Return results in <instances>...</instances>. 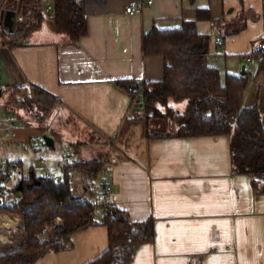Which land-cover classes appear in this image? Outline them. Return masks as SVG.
I'll return each instance as SVG.
<instances>
[{
  "label": "crops",
  "instance_id": "crops-1",
  "mask_svg": "<svg viewBox=\"0 0 264 264\" xmlns=\"http://www.w3.org/2000/svg\"><path fill=\"white\" fill-rule=\"evenodd\" d=\"M19 1L0 4L17 11ZM41 1L45 11L54 6V0ZM80 1L88 34L77 43L46 21L13 48L1 38L2 109V97L12 87L36 84L59 101L47 130L21 128L8 113L0 135L10 131L5 140L25 145L50 131L52 172L66 158L75 164L102 162L115 207L127 211L135 224L154 221V242L137 245L131 264H264V192L253 187L250 176L236 172L230 137L178 138L177 127L168 123L163 130L161 122L147 117L140 88L131 93L119 85L122 80L162 81L167 62L145 58L144 35L194 21L199 34L212 37L208 61L223 80L226 74L251 75L244 104L258 106L264 120V75L255 77L256 52L261 47L264 52V0ZM132 2L143 5L131 16L126 8ZM46 13L50 17L55 11ZM232 22H245L246 28L223 38L224 26ZM180 104L170 103L183 113L187 106ZM71 240L68 249L34 264H84L109 247L108 231L101 225Z\"/></svg>",
  "mask_w": 264,
  "mask_h": 264
},
{
  "label": "trees",
  "instance_id": "trees-1",
  "mask_svg": "<svg viewBox=\"0 0 264 264\" xmlns=\"http://www.w3.org/2000/svg\"><path fill=\"white\" fill-rule=\"evenodd\" d=\"M54 11L48 17L41 0H20L17 11L0 5V30L5 45L13 48L16 40L41 29L47 19L57 33L65 34L73 43L88 34L80 0H54ZM19 16L24 21L17 23ZM245 28V22L225 25L223 38ZM211 43L212 37L199 34L194 21L175 29H151L143 37L142 51L145 58L165 59L163 80L149 84L122 80L119 85L128 89L135 86L134 91L140 88L147 117L175 121L178 138L229 136L236 172L250 176L253 187L264 192V120L258 106L247 108L244 104L251 75L226 74L223 80L219 69L208 61ZM255 58L259 61L255 77H259L264 75L262 49ZM9 91L11 100L4 110L23 111L27 125H48L59 101L57 96L36 84L12 87ZM171 102H186V111L176 112ZM74 167L93 180L103 165L95 159ZM9 177L4 174L1 186ZM20 177L10 189L12 193L19 192L16 204H5L0 195V213L21 217V227L15 232L17 245L12 251H0V264H34L48 253L68 249L72 235L97 225L106 227L109 247L97 259L84 264H131L135 247L155 240L154 221L135 224L127 211L115 205L114 214H108L103 221L96 220L95 206L72 194L68 173L64 182L36 176L33 170L28 176L21 172ZM58 218L61 223L55 225ZM54 225L49 240H40L39 236L47 234Z\"/></svg>",
  "mask_w": 264,
  "mask_h": 264
},
{
  "label": "built area",
  "instance_id": "built-area-1",
  "mask_svg": "<svg viewBox=\"0 0 264 264\" xmlns=\"http://www.w3.org/2000/svg\"><path fill=\"white\" fill-rule=\"evenodd\" d=\"M142 3L132 2L127 9V13L131 16L138 13L142 8ZM47 12L54 11V6L49 5L46 9ZM24 21L23 16H19L17 22ZM26 44H30L31 41L26 39ZM262 47L257 51H261ZM134 87H130L128 90L134 93ZM2 107L0 106V122L2 118ZM16 126V125H15ZM12 132L6 134V136L0 135V195L5 199V204H16L19 199V192L12 193L10 189L12 188V177L15 174H20L23 169L22 162H6L3 160V155H1L2 148L4 146L3 140L9 138ZM70 151L66 152L65 156H69ZM41 164L48 168V161L45 159L41 160ZM60 170L58 172H52L49 168L46 169V176L49 178H55L57 182H64L65 176L68 173L70 181L72 183V194L81 202H89L95 206L94 216L96 220L103 221L108 214H114L116 209L112 201L113 185L109 183L106 179V174L108 170L103 168L99 175L95 179H89L87 175L80 172L75 166V163L66 158L58 162ZM4 174H8L10 177L4 182L5 186H1V181ZM59 221L61 219L59 218ZM10 223L9 226L6 224ZM21 227V217L18 214H7L0 213V242L4 251H12L17 245V240H15V232ZM17 230L13 232L15 229Z\"/></svg>",
  "mask_w": 264,
  "mask_h": 264
},
{
  "label": "rangeland",
  "instance_id": "rangeland-1",
  "mask_svg": "<svg viewBox=\"0 0 264 264\" xmlns=\"http://www.w3.org/2000/svg\"><path fill=\"white\" fill-rule=\"evenodd\" d=\"M19 4H20V1H19ZM0 5H3V3ZM3 6L6 7L5 5H3ZM51 14L52 13H50L49 15H51ZM45 24H46V26L51 25V27L53 28L51 20L47 19ZM1 38H2V33L0 30V45L3 44V42L1 41ZM2 98L4 99V103L2 104V106L5 107L8 105L9 101L11 100L9 92H7V94H5V96ZM180 103L184 104L186 106V102H180ZM162 110H163V112H166L165 108ZM8 113L12 116L6 117V114H8ZM3 115H4V117H3ZM2 117L4 120H7L8 117L11 119H14L16 121V123L18 124V126H21V128H23L24 126H27V127H32V128L45 127L46 130L48 129V125L41 126V125L36 124V123L31 124V125H27V122H26L27 117L23 112H20V111H10L9 110V112H8L6 110H2ZM152 120L161 122L163 124L162 125L163 130H168V127L170 125L171 126L174 125L178 129V126L176 125L175 121L169 120L167 118H164V119L152 118ZM168 123H170V125ZM49 133H51V132L47 131V133L43 134L42 136L34 137L32 139L33 140L32 142L27 143L25 145L24 144L20 145V144L10 143L9 141L4 139L3 140L4 146H3L2 151H1V155H3V160L6 162H10V161L22 162L23 166H24L23 167L24 170L22 171V173L25 174L26 176L30 175L32 170L34 171L36 176H39V175L45 176L46 175L45 170L47 168L41 164V160L45 159L48 162L51 161L52 160L51 159V156H52L51 153H52V151H54L53 149L51 150V149L47 148V146L45 145L46 142H45L44 137L45 136L49 137ZM35 142H36V145L34 146ZM6 143H7V145H6ZM59 146H61V142L59 139H57V146H56L57 150L61 148ZM12 178H13L12 182H11L12 184H10V186L14 187L17 184V182L20 180L21 177H20V174L17 173L15 175H13ZM59 223H61V221H59V218H58L55 222V225H58ZM55 225L49 228V231L47 234L39 236V239L43 240V241L49 240V238L51 237V235L54 231ZM16 230H17V228L13 232H15ZM15 240H16V237H15ZM0 251H4L3 246H2V242H0Z\"/></svg>",
  "mask_w": 264,
  "mask_h": 264
},
{
  "label": "water",
  "instance_id": "water-1",
  "mask_svg": "<svg viewBox=\"0 0 264 264\" xmlns=\"http://www.w3.org/2000/svg\"><path fill=\"white\" fill-rule=\"evenodd\" d=\"M242 75L244 76L245 72H243ZM0 94H1V91H0ZM44 139H45V142L49 148H51V149L54 148V146H55L54 139H52V138L50 139L48 136H45Z\"/></svg>",
  "mask_w": 264,
  "mask_h": 264
},
{
  "label": "bare ground",
  "instance_id": "bare-ground-1",
  "mask_svg": "<svg viewBox=\"0 0 264 264\" xmlns=\"http://www.w3.org/2000/svg\"><path fill=\"white\" fill-rule=\"evenodd\" d=\"M7 226H9L10 225V223H8V224H6Z\"/></svg>",
  "mask_w": 264,
  "mask_h": 264
}]
</instances>
